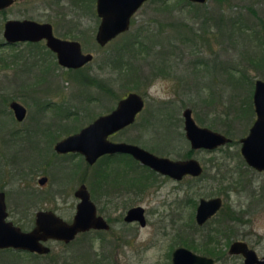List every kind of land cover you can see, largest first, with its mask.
I'll use <instances>...</instances> for the list:
<instances>
[{
	"label": "rangeland",
	"instance_id": "1",
	"mask_svg": "<svg viewBox=\"0 0 264 264\" xmlns=\"http://www.w3.org/2000/svg\"><path fill=\"white\" fill-rule=\"evenodd\" d=\"M161 1H146L132 16L129 29L104 46H100L95 40L100 22L95 0H15L8 8L0 10V61L6 63L0 64V94L12 96L27 110L23 122L13 120L12 123L10 118L0 115V127H26L25 142L22 133L14 134L10 143L4 147L6 146L11 154H16V150L25 147L26 160L40 161L44 157L49 158L52 160L51 177L66 185L71 180V174L66 170L63 159L49 156L47 143L53 134L45 133L49 129L44 127L81 128L99 114L113 109L120 96L134 91L145 96V107L132 125L113 137L115 140L153 149L156 142L170 136L173 145L171 148L174 151L170 153V157L184 154L189 147L184 137L182 112L185 107H190L193 116L199 117L204 123L202 126L229 133L238 145L224 149H229L233 156V165L243 164L242 157L236 154L239 151V139L248 133L255 119L252 102L254 82L258 78L264 80V29H261L262 23L264 24V0H224L220 5L217 0H207L198 4L201 6L188 5V0ZM220 14L224 17V23L219 21ZM27 18L53 23L57 36L74 37L81 43L84 52L93 54L92 61L77 69L79 71H70L59 66L55 56L47 53L44 42L5 44L2 34L4 22L7 19ZM181 23L190 24L207 40L203 41L199 37L192 41L186 40L188 30L184 29ZM177 27H180L178 29L184 37L178 36L175 40L173 38L177 34ZM140 34L156 35L163 45L162 48H155L158 52L150 50L149 47L142 48L143 52L137 48L129 50V38L141 40ZM108 55L114 56V59L117 55H128L133 59L140 73L138 89H124L116 83L114 89L119 96L116 97L109 92H103L97 85L88 86L80 81L84 75L89 77L98 74L101 75L102 81L105 76H112L114 72L109 68L102 69V60ZM145 76L153 78L152 84L147 87ZM120 83H126V79H122ZM249 101L251 107L247 108L246 112ZM2 110L8 111L9 108L8 102L4 104L0 98V112ZM68 111L78 112L77 118H74V114L68 116L69 118H59L64 117L61 115ZM154 149L161 153L167 150L159 147ZM193 154L208 166L210 159L216 156L214 153L202 151H195ZM13 158L25 159V154L19 152ZM74 159L76 161L78 158ZM228 159L231 161V158ZM78 160L81 166L76 172L81 174L85 166L81 159ZM123 163L127 166L125 175L128 174V169H132L134 173L145 174L139 168L136 170L135 165L126 158L111 161L103 167L99 165L95 173L102 174V171L107 169L113 171V175V168L122 167ZM248 169H242L244 174H250ZM88 171L90 175L93 173L92 169ZM106 174L108 178V173ZM255 178L260 186H264L263 174L256 175ZM86 179L92 183L95 177L88 176ZM172 184L167 181L158 194L147 189L138 199L133 193L125 196L123 203L127 207L139 201L148 210L151 224L140 232L131 245L124 247L125 258L120 259L121 264H136L138 255L157 259L166 254L173 245V229L169 224L171 213L174 212L172 210L176 211L179 207ZM216 186L215 180L204 179L191 183L190 192L198 200L200 197H208L206 190ZM182 189L181 186V197ZM245 193L230 194L227 197L229 203H242V208L251 219L250 224L238 225L239 236L231 234L248 242L259 256H263L264 200L261 204H252ZM190 210L182 209V219H188ZM194 211L195 209L193 214ZM64 216L70 215L64 211ZM159 223L169 226L167 231L171 233L170 236L154 232V224ZM86 237L79 236L78 241L68 246L67 254L75 255L80 249H87ZM60 249V246L56 247L55 253L64 254ZM28 261L32 259L26 252L0 250V264H27ZM217 264H242V258L228 256Z\"/></svg>",
	"mask_w": 264,
	"mask_h": 264
},
{
	"label": "flooded vegetation",
	"instance_id": "2",
	"mask_svg": "<svg viewBox=\"0 0 264 264\" xmlns=\"http://www.w3.org/2000/svg\"><path fill=\"white\" fill-rule=\"evenodd\" d=\"M27 20L33 19L27 18ZM33 21L38 23L50 24L54 37L60 38L62 40H76L74 37H70V35H65L63 37L57 36L55 34L54 24L51 22H39L36 20ZM40 42H44L45 47L47 48V53L54 55L57 61L56 53L49 47H47L45 39L34 42L26 41V43L29 44H38ZM4 43L10 44L5 39ZM81 50L83 51L82 45ZM170 50L171 48H169V51ZM0 64L6 65V63L2 60L0 61ZM57 64L70 71H79L77 69H80L86 65L85 64L80 68L73 69L60 65L58 61ZM140 95L142 96L144 104L142 110L136 115L134 122L136 121L138 115L143 111L146 104L145 96H143L142 94ZM0 98L2 99V103L5 104L6 101L8 102L9 108L8 111L2 110L0 112V115L6 116V118H10L12 120V123L13 120H16L17 122H23L26 119L27 110L21 120L17 119V117L15 116L14 111L10 107V103L15 100L12 96L9 97L0 94ZM93 99L95 98L93 97ZM186 108L190 107H185L184 109ZM111 110H109V112ZM73 114L74 118L76 119L78 115V112L76 111H68V113H64L61 115L64 117L59 118H69L68 116ZM104 114H99L98 116ZM191 115L195 123L199 127H206L201 125L204 123L201 122L199 117L193 116L192 109ZM255 119L253 120V122L255 121ZM253 122L251 126L253 125ZM128 126H125L110 134L108 136V139L113 142H125L115 140L113 137L125 130ZM251 126L249 127V130ZM59 127L62 126H45L44 128L49 129L47 130L48 132L45 131V133L53 134V136L51 135L47 143V147L50 149L49 156H55L63 159L65 162L66 170L71 174V180L67 182L68 184L66 185H62L61 183L56 182L51 177L50 164L52 163V160H49V158L44 157L40 161L37 159L26 160L25 147L19 148L18 151L16 150V154H11L10 150L7 149L6 146L4 147L5 144L10 143L9 141L12 139V135L14 134L22 133L23 140L25 142L26 127H0V195L2 196L4 203V220L5 222L12 223L13 226L18 227L22 232H29L33 230L36 227L38 214L41 213H50L60 220L64 221V223L71 224L78 212V206L81 202L78 191L81 185H84L88 193L89 201L94 206L95 216L101 217L105 226L100 228L91 226L85 230L77 231L69 240L58 239L54 237L41 239L39 242L43 247L47 249V251L43 253L31 252L28 250L23 251L26 252V254H28L32 259V261H28L27 264H32L31 262H33V264H121L120 259L125 258V256H123V253H125L124 247H126L127 245H131L133 241L136 240V238L140 235V232L151 224L148 218V210L139 201L127 207L123 203L125 196L133 193L138 199L147 189H151L152 192L154 191L155 194H158L162 186L167 181L173 183L172 191L176 192V203L177 207L180 208V210L179 208H177L176 211L172 210L174 212L171 213V222L169 225L172 226L171 228L173 229V245L170 247V249L167 250L166 254L160 256L157 259H149L147 257L138 255L136 264H174V252L177 249H186L194 253L195 255L210 258L213 260V264H217L224 257L228 256H239L242 258V264H244L245 257L243 256V254H230L228 251L229 246L233 242L237 241L246 243L247 247L254 252L258 260H262L264 258V255L259 256L255 248L248 242L236 237L237 235L239 236L238 225L245 226L251 221V219L250 216L246 214L247 212H245V209L242 208V203L236 204L229 203L227 201V197H229L230 194L242 195V193L244 192H246L245 195L247 196L249 202H252V204H261L264 200V186H260L256 182L257 180L255 178L256 175H264V170H258L245 161L241 154L240 142L239 151H237L236 154L242 157L241 163L243 164L233 165V156L231 155L229 149L225 150L224 147L230 148L233 145H238V143L232 142V138L230 136L222 133L229 137L231 141L223 145H218L213 149L193 148L189 140L186 138L183 118L184 137L188 141L189 147L184 154H179L174 158L170 157V153L174 152L172 151L173 148H171L173 147V145L171 144L170 136L164 137L161 141L156 142L154 145L155 148L159 147L167 149L163 150V152L165 153L157 152L154 147L153 149H146L136 143H131L144 148L145 150L158 157L168 158L172 161H186L194 159L197 161L201 168L200 173L197 175L187 173L182 175L180 178H174L168 174H163L146 165L141 164L138 160L134 159L128 153H105L99 156L94 162L89 163L86 161L85 157L78 152H57L55 149V145L60 140L69 135L77 133L83 128L64 126L63 128L58 129ZM60 132H62V134L66 133L65 136L60 138L59 136L62 135ZM9 147L10 146L8 145V148ZM195 151L214 153V155L216 156L210 159L208 166V164H203L198 158L194 157L193 152ZM19 152H24L25 159L13 158L17 156ZM128 156L132 158V163L135 165L136 170L139 168L143 170L141 172H145V174L134 173L132 169H128V174L125 175L127 169L125 163L121 164L122 167L113 168V175H111L113 171L107 169H104V172L102 171V174L95 173L99 165H102L103 167L104 164L107 165L111 163V161L120 160V157L127 158ZM228 157L231 158V161L228 159ZM74 158L81 159L83 165L85 166L83 167L84 170L81 172V174H78L76 172L79 169V166H81V163L79 162L80 160L77 159L76 161H74ZM87 168L93 170V173L91 175ZM243 168H249L252 174L251 172L249 175L244 174L242 170ZM121 172L124 174H121ZM106 173H108V178ZM88 176H90V178L95 177L92 183L90 181H87L86 177ZM119 176H124L126 178H115ZM204 179L215 180L217 186L208 188L206 190L209 193V195H207L208 197H200L197 200L195 196L190 192L191 183L199 182ZM181 186L183 187L182 197L180 196ZM195 193L197 195V192ZM212 198H219L221 200L220 207L204 222L198 223L196 220V211L197 207L200 204V201L202 199L209 200ZM234 204L237 206H235ZM137 207L142 208V215L145 220L144 223H141L137 218L130 220L126 219L128 216V212L131 209ZM187 208L191 209V213L188 214L187 220L182 219L184 217H182V209L186 210ZM194 209L195 211L193 214ZM64 211L66 213H69L70 216H64ZM223 211H228L230 212V214L233 212L232 215H235V221L232 223H227L226 221L224 222V220L221 218V214ZM181 220L183 221L180 222ZM219 221H221V223H219ZM168 227L169 226L166 223H159L156 225L154 224V232L156 234L158 232L160 235L170 236L171 233H168L167 231ZM224 228L225 230L222 231L221 229ZM231 233L237 235L233 236ZM84 235L87 236V249L84 247L83 249L79 250L78 254L68 255V246L78 241L79 236ZM226 235H229L230 238L227 239ZM58 246L61 247L59 251L64 254L55 253V248ZM8 249L15 250L12 248H5L0 250Z\"/></svg>",
	"mask_w": 264,
	"mask_h": 264
},
{
	"label": "water",
	"instance_id": "3",
	"mask_svg": "<svg viewBox=\"0 0 264 264\" xmlns=\"http://www.w3.org/2000/svg\"><path fill=\"white\" fill-rule=\"evenodd\" d=\"M95 1L96 13L100 18L95 40L100 46H104L129 29L132 16L148 0ZM188 1L201 4L207 0ZM14 2L15 0H0V10L8 8ZM2 34L3 38L10 44L45 39L47 47L56 53L58 63L67 68H80L93 59L92 53H84L81 50V44L78 41L54 37L51 25L48 23H38L27 19H7L4 22ZM262 41L264 45V31L262 32ZM252 102L256 119L247 135L240 138V150L249 165L258 170H264V80L260 78L254 82ZM143 104L144 101L139 93L128 92L118 100L114 109L109 113L98 116L77 133L60 140L55 145L56 151L78 152L89 163L94 162L105 153H128L141 164L174 178H180L187 173L199 174L201 168L194 159L172 161L168 158L158 157L138 145L113 142L108 139L110 134L132 124L138 112L142 110ZM10 107L17 119L21 120L24 117L26 108L23 104L14 100L10 103ZM182 117L184 118L186 138L193 148L213 149L231 141L229 137L220 132L199 127L191 115L190 108L183 110ZM78 192L81 202L71 224L64 223L50 213H41L38 214L36 227L29 232H22L12 223L5 222L4 203L0 195V249L12 248L20 251L28 250L43 253L47 249L40 244L41 239L54 237L69 240L77 231L85 230L91 226L104 227L102 218L95 216V209L89 201L85 186L81 185ZM220 205L221 200L219 198L202 199L196 211L197 222H204L217 211ZM134 218L139 219L141 223L145 222L142 208H133L128 212L126 219ZM228 251L230 254H243L245 257L244 264H264V258L258 260L254 252L244 242H233ZM174 256V264H213L212 259L195 255L186 249H177Z\"/></svg>",
	"mask_w": 264,
	"mask_h": 264
},
{
	"label": "trees",
	"instance_id": "4",
	"mask_svg": "<svg viewBox=\"0 0 264 264\" xmlns=\"http://www.w3.org/2000/svg\"><path fill=\"white\" fill-rule=\"evenodd\" d=\"M155 1V0H152ZM166 0H162L161 2H164ZM219 5L222 3V1L224 0H217ZM193 3L188 1V5H192ZM197 6H201L198 4H194ZM165 6V5H164ZM168 7V6H165ZM222 21V23H224V17L222 14H220V18L219 21ZM182 27H184V29L188 30V35L185 36L186 40L188 41H192L194 40L196 37H199L201 40L206 41L207 38L204 37L198 32L195 31L193 29V26H191L190 24L187 23H181ZM177 27V34L176 36H174L173 39L177 40L176 38L181 37L183 38L184 35L181 32V30H179ZM261 29H264V24L262 23ZM202 31L205 32V29L202 28ZM142 35V34H140ZM183 35V37H182ZM158 36V35H157ZM138 37V36H136ZM198 38V39H199ZM129 42V50L132 49H139V51L143 52L144 48L147 49L149 47L150 50L155 51V48H162V44L160 43V40H157L156 35L150 34V35H142V39H137L134 40L132 38H129L128 40ZM171 43V41H170ZM158 46V47H157ZM143 48V49H142ZM158 52V51H155ZM161 52V51H160ZM151 53V52H150ZM103 62V66L102 69L104 70L105 68H109L112 72H114V74L112 76H105V78H103L104 80L102 81V77L101 75H92L87 77L86 75L82 76L81 80L82 82H84V84L86 85H97L99 87H101V89H103V92H109L112 96H118L116 90L114 89V84H118L119 87L122 88H136L138 89L140 86L138 84V78L140 77V73H138V69H137V65H135V62L133 61L132 58H130L128 55H117V57L114 59V56L112 55H108L107 57L105 56V58L102 60ZM137 71V73H136ZM75 78L77 79V76H75ZM146 80L145 82V87L149 86L150 84H152L153 82V78H150L149 76H145ZM122 79H126V83H120V81ZM119 97V96H118ZM123 97V96H122ZM121 98V96L119 97ZM250 99V97H249ZM249 107H251V101H249L248 105H246L245 111L247 110V108L249 109ZM244 111V109H243ZM248 111V110H247ZM246 111V112H247ZM227 133V132H226ZM226 135L229 136V133H227ZM232 138V137H231ZM232 142H235V140L232 138ZM125 157H120L119 159H122ZM128 161L132 162V158L131 157H127L126 158ZM231 212V210H230ZM230 212L228 211H223L221 214V218L224 220V222L226 221L227 223H232L235 221L234 218V214L232 215V213L230 214ZM219 223H221V221H219ZM220 225V224H219ZM222 231L225 230L221 229ZM220 231V230H219ZM227 239L230 238L229 235H226Z\"/></svg>",
	"mask_w": 264,
	"mask_h": 264
}]
</instances>
